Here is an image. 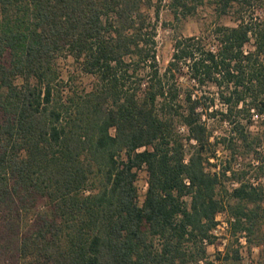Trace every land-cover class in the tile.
I'll return each instance as SVG.
<instances>
[{
    "label": "trees",
    "instance_id": "trees-1",
    "mask_svg": "<svg viewBox=\"0 0 264 264\" xmlns=\"http://www.w3.org/2000/svg\"><path fill=\"white\" fill-rule=\"evenodd\" d=\"M163 1L0 0V264H219L220 214L263 245L264 0H224L238 25L177 39L162 70Z\"/></svg>",
    "mask_w": 264,
    "mask_h": 264
},
{
    "label": "rangeland",
    "instance_id": "rangeland-1",
    "mask_svg": "<svg viewBox=\"0 0 264 264\" xmlns=\"http://www.w3.org/2000/svg\"><path fill=\"white\" fill-rule=\"evenodd\" d=\"M224 0H205L203 3L197 4V9L187 17H183L181 14H176L170 8V0H164L161 4L159 14V24L157 29V55L158 63L162 70H164L170 62L173 52L175 41L182 37L199 36L209 33L217 25H225L229 27H236L238 25V15L228 9V12L223 14L221 6ZM152 16L156 14V8L151 11ZM251 17L258 18L264 17V4L256 3L254 8H251ZM69 70L71 63L65 62ZM84 84L88 88L91 87V79L84 77ZM217 108L224 110L225 108L217 103ZM252 125L250 130L252 133H260L264 131V118H259L256 115L253 116ZM208 126L214 132V138L222 139L228 138L231 135V126L227 123H223L220 117L211 119L208 121ZM213 141H215L213 139ZM219 160H213L218 165L225 164L229 159V151L224 145L218 147ZM250 161L240 160L236 164V168L239 164H248ZM255 163V161H254ZM238 165V166H237ZM147 174L145 172L140 173L139 188L141 193L144 194L147 188ZM254 178V177H253ZM256 182V181H254ZM259 182L264 183V178H261ZM228 188L238 186L236 182H227ZM218 225L213 231L216 237L214 245L208 247L211 260H221L219 264H264V240L263 245H251L245 235L239 238L232 237L231 225L229 222V216L227 214H220L217 217ZM264 234V228H263ZM230 252V256H235V252L240 254V261H224V255L226 251ZM1 257L4 262L10 259L8 264H19L16 257H13V253L3 252ZM24 264V263H20Z\"/></svg>",
    "mask_w": 264,
    "mask_h": 264
}]
</instances>
